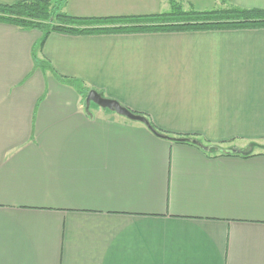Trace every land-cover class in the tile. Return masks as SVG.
I'll return each mask as SVG.
<instances>
[{
    "label": "crops",
    "instance_id": "1",
    "mask_svg": "<svg viewBox=\"0 0 264 264\" xmlns=\"http://www.w3.org/2000/svg\"><path fill=\"white\" fill-rule=\"evenodd\" d=\"M23 0H0L12 5ZM264 0H67L77 18ZM0 23V264H264V29L67 35Z\"/></svg>",
    "mask_w": 264,
    "mask_h": 264
},
{
    "label": "trees",
    "instance_id": "2",
    "mask_svg": "<svg viewBox=\"0 0 264 264\" xmlns=\"http://www.w3.org/2000/svg\"><path fill=\"white\" fill-rule=\"evenodd\" d=\"M66 2L67 0H23L12 5H0V23L15 26L22 30H37L41 32L42 38L34 46V52L41 48L45 39L51 33L97 35L264 29V10L261 9H242L228 6L208 11H196L184 10L176 2H171L170 11L155 15L117 18H77L68 15L64 11ZM57 79L61 83L78 90L84 98L89 91L87 89H78L79 84L73 80L60 77H57ZM135 114L141 115L139 113ZM154 131L161 136L182 138L174 137L160 130L154 129ZM185 144L192 145L191 143ZM209 147L219 148L218 146ZM220 150L223 151L211 149L206 153L242 158L264 155V145L256 143H249L244 149L227 148Z\"/></svg>",
    "mask_w": 264,
    "mask_h": 264
},
{
    "label": "water",
    "instance_id": "3",
    "mask_svg": "<svg viewBox=\"0 0 264 264\" xmlns=\"http://www.w3.org/2000/svg\"><path fill=\"white\" fill-rule=\"evenodd\" d=\"M85 104H86V107H89L92 104V105L97 106L100 109L113 112L117 116L125 118L129 121L141 123L144 126H146L153 134L163 139H166L168 141L175 142V143H191L192 145L198 146L199 148H201L202 150L206 152L210 151L211 149H214L215 151H223L218 148H211V147L204 146L201 142L195 139L173 138V137H166V136L158 135L144 116L135 114L134 112L120 105L117 101L113 99L105 98L102 96V94H100L99 92L95 90H90L87 92L85 96Z\"/></svg>",
    "mask_w": 264,
    "mask_h": 264
},
{
    "label": "rangeland",
    "instance_id": "4",
    "mask_svg": "<svg viewBox=\"0 0 264 264\" xmlns=\"http://www.w3.org/2000/svg\"><path fill=\"white\" fill-rule=\"evenodd\" d=\"M92 106H94V105H92Z\"/></svg>",
    "mask_w": 264,
    "mask_h": 264
}]
</instances>
